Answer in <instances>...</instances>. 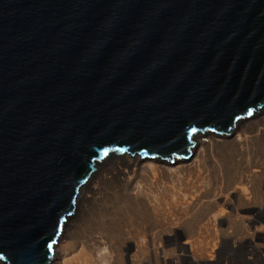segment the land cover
Wrapping results in <instances>:
<instances>
[{"label": "water", "instance_id": "1", "mask_svg": "<svg viewBox=\"0 0 264 264\" xmlns=\"http://www.w3.org/2000/svg\"><path fill=\"white\" fill-rule=\"evenodd\" d=\"M262 103L264 0H0V262L49 264L108 156H185Z\"/></svg>", "mask_w": 264, "mask_h": 264}, {"label": "bare ground", "instance_id": "2", "mask_svg": "<svg viewBox=\"0 0 264 264\" xmlns=\"http://www.w3.org/2000/svg\"><path fill=\"white\" fill-rule=\"evenodd\" d=\"M258 105L253 116L231 125L227 136L203 133V141L198 137L193 139L197 135L192 137L185 156L171 155L168 160L160 161L125 153L113 158L108 156L96 164L89 180L78 192L73 214L67 218L57 238L55 252L57 246L60 249L56 264H89L69 257L71 243L68 240L73 231L77 232L80 224L86 222L92 206L99 201L103 185L110 181H115L117 194L123 197L126 219L123 220L121 211L119 215L111 211L113 218L107 222L110 238L102 236L94 243L99 246V254L121 240L134 251V264H139L143 246H152L153 256L158 259L156 243H173V231L191 228L193 216L203 213L210 216L206 227L215 230L224 211L238 215L254 213L253 201L262 196L264 189V103ZM103 162L104 165L99 166ZM129 212L132 217H128ZM253 220L255 224L264 222L258 217ZM206 227L201 223L195 226L198 233ZM179 238L177 241L186 249L208 246L216 239L188 235L181 242Z\"/></svg>", "mask_w": 264, "mask_h": 264}, {"label": "rangeland", "instance_id": "3", "mask_svg": "<svg viewBox=\"0 0 264 264\" xmlns=\"http://www.w3.org/2000/svg\"><path fill=\"white\" fill-rule=\"evenodd\" d=\"M227 135L228 134H226V136ZM197 137L202 139V141L205 140L203 133L197 134L193 139ZM128 155L132 157L140 156L137 154ZM113 157L116 156L111 155L109 158ZM185 159L187 158L185 157ZM102 165H104V162L99 166ZM115 185V181H110L103 185L101 196L98 197L99 201H96L92 206V211L89 212L86 217V222L80 224L77 232L74 230L76 233L73 231L72 234L71 232L72 235H70L68 243H71L69 257H73L72 260H85L88 261L89 264H93V262L94 264H102L98 254L99 246H95L94 240L102 238V236L110 238V230L108 229L109 225L107 222L111 221L113 218L110 214L111 211L114 210L118 215L121 211L120 215L123 220L126 219L123 197L117 194ZM262 193V196L257 197L253 201L252 205L256 209L254 213L238 215L233 212L229 213L224 211L219 218L220 222H218L215 230L206 227L208 226L207 223L210 220V216H205L204 213L199 216H193L191 221L194 223V227L191 225V228L175 229L173 231L174 233H172L173 243L170 242L168 245L161 241L156 243V253L159 255L158 259L153 256L154 249L152 246H143L140 249L139 264H247V256L263 255L264 222H257L256 224L253 222L254 217H258V219L264 221V189ZM130 216H133L131 212L128 213V217ZM200 223L206 227V229L198 233L195 226ZM188 235L212 236L216 239L214 243L212 242L208 246L199 245L194 248L188 247L186 249L177 239L183 237L182 239L179 238L181 242H183L187 239L186 237H188ZM142 241L143 238L140 237L139 242L142 243ZM59 249L60 248L57 246L51 264H56ZM84 252L86 253V255H84L85 257L82 256ZM109 252L111 254V264H134L135 262L134 251L129 250L127 244L124 245L121 240L117 241L115 247L112 248L111 246Z\"/></svg>", "mask_w": 264, "mask_h": 264}, {"label": "built area", "instance_id": "4", "mask_svg": "<svg viewBox=\"0 0 264 264\" xmlns=\"http://www.w3.org/2000/svg\"><path fill=\"white\" fill-rule=\"evenodd\" d=\"M246 261H247V264H264V254L260 256L249 255L246 257Z\"/></svg>", "mask_w": 264, "mask_h": 264}, {"label": "clouds", "instance_id": "5", "mask_svg": "<svg viewBox=\"0 0 264 264\" xmlns=\"http://www.w3.org/2000/svg\"><path fill=\"white\" fill-rule=\"evenodd\" d=\"M99 256L101 258L102 264H111V261H110L111 254L107 247L102 249V251L99 253Z\"/></svg>", "mask_w": 264, "mask_h": 264}, {"label": "snow or ice", "instance_id": "6", "mask_svg": "<svg viewBox=\"0 0 264 264\" xmlns=\"http://www.w3.org/2000/svg\"><path fill=\"white\" fill-rule=\"evenodd\" d=\"M109 153L107 152V151H105L104 153H103V155L106 157L107 155H108Z\"/></svg>", "mask_w": 264, "mask_h": 264}]
</instances>
